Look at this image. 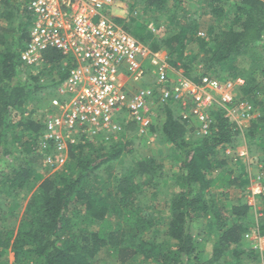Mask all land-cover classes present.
Segmentation results:
<instances>
[{
  "label": "trees",
  "instance_id": "1",
  "mask_svg": "<svg viewBox=\"0 0 264 264\" xmlns=\"http://www.w3.org/2000/svg\"><path fill=\"white\" fill-rule=\"evenodd\" d=\"M27 1L21 0L13 10L10 0H0V165L10 153L9 138L20 140L19 132L28 137L21 145L28 159H42L36 153V140L44 127L32 118L33 112L25 110L26 103L44 87L45 72H56L58 79L46 83L57 87L72 67L55 50L44 54L39 67L21 63L20 52L29 40ZM119 1L128 4L131 17L114 21L153 52L166 54L169 66L187 79L198 83L204 76L219 82L244 77L236 88V101L251 105L252 116L238 123L213 107L210 134L201 136L194 120L179 116L192 107L190 100L186 105L174 98L164 101L159 108L165 118L160 135L181 163L168 184V200L161 210L148 211L143 202L145 186L155 187L154 178L163 177L159 166L146 158L128 171L118 166L111 174L113 162L125 153L115 141L98 139L70 146L64 166L35 190L32 181L39 177L28 162H18L8 173L0 171V196L27 198L17 228L4 229L0 215V257L8 252L12 256L11 262L5 258L0 264H108L109 258L111 264H244L242 256L264 264V210L255 223L246 200L251 195L250 177L245 171L233 177V161L226 154L241 141L247 150L264 146V98L256 95L260 90L255 82L256 75L264 80V0ZM131 2L140 7L139 15H132L136 8ZM201 16L213 19L206 33L201 32ZM7 27L14 34L11 39ZM191 44L196 48H190ZM245 57L252 66L249 72L239 66ZM159 87L169 90L172 86L165 82ZM15 114L19 120L13 122ZM151 125L148 130H154ZM107 170L111 187L102 182ZM259 179L264 189V180ZM217 189L223 201L216 200ZM230 189H241V196L227 200ZM263 194L256 197L264 198ZM157 217L166 221L165 229L159 230L161 236L154 227ZM251 227L256 228V243L262 251L256 246L247 252L242 246Z\"/></svg>",
  "mask_w": 264,
  "mask_h": 264
},
{
  "label": "built area",
  "instance_id": "2",
  "mask_svg": "<svg viewBox=\"0 0 264 264\" xmlns=\"http://www.w3.org/2000/svg\"><path fill=\"white\" fill-rule=\"evenodd\" d=\"M117 1H27L29 40L20 52L21 63L39 67L44 54L55 50L72 65L58 88L60 98H52L49 112L38 118L44 132L36 140V153L46 166H64L70 146L98 139L115 141L121 132L117 119L122 113L139 131L149 128L151 89L135 87L148 73L146 61L155 66L153 88L158 101L192 102L189 111L183 110L179 116L187 122L194 120L197 134H210L213 107L233 120L252 116L251 105L236 101L234 89L243 84L241 78L219 82L204 76L198 83L187 79L182 71L169 66L164 54L151 51L114 21L110 8ZM169 73L174 75L172 82ZM165 82L171 83V89L159 87ZM263 192L262 186H251L252 197Z\"/></svg>",
  "mask_w": 264,
  "mask_h": 264
},
{
  "label": "rangeland",
  "instance_id": "3",
  "mask_svg": "<svg viewBox=\"0 0 264 264\" xmlns=\"http://www.w3.org/2000/svg\"><path fill=\"white\" fill-rule=\"evenodd\" d=\"M21 3V0H10L11 6H13V10L18 6V4ZM131 5H133L136 9L133 11L132 15L137 16L141 13L140 7L138 5H134L133 2H131ZM139 7V9H138ZM128 4L124 1H117L115 7L110 8V15L113 18H130L131 15H128L127 12ZM20 10V9H19ZM202 11V9H201ZM128 18V19H129ZM199 22L201 23V32L206 33L207 27L209 24L212 23L213 19H210L209 16H201L199 17ZM27 21V19H24ZM164 21V20H163ZM227 21V20H226ZM16 20L12 23V25L16 24ZM3 25V24H2ZM27 25V23L25 24ZM9 28V27H7ZM28 29V28H27ZM9 31L11 32V28H9ZM9 32V37L14 35L12 32ZM193 47L190 48H196L195 44H191ZM160 53L164 54L163 52L159 51ZM189 52V51H188ZM166 56V54H164ZM250 55L248 54L247 57ZM246 57L242 58L239 62L240 68H243V70L246 69L247 72L252 70V66L250 65V62L246 61ZM248 62V63H247ZM43 63V60H41L40 64ZM148 73L144 79L137 84L136 88H144V89H151V98L148 103V114L150 115V119L152 122L151 127H154V130H148L146 129L144 132L139 131V128L135 123L130 119L126 118V115L123 113L118 117L117 121H119V125L121 127V132L118 134L117 139L115 140V143L118 145L124 146L125 153H122L120 158H122V163H120V158L113 162V168L111 170V174L116 173V169L118 166H121V169H124L125 171H128L132 169L135 165V163L142 161L146 158H152L154 159L156 165L159 166V176H163L161 179L154 178L156 181L155 187H147L145 186L146 193L143 196V202L146 204V210L153 211L154 210H161V207L163 206L164 202L167 201V193L169 192L168 184L173 179L174 174L177 172L179 166H180V158L173 150L170 144H167L163 138L160 135L161 126L164 122V115L162 116L161 113H159L160 106H164V103H161L157 99V93L156 90H154L153 86L155 84V75L153 70L155 69L154 64H151L150 61L145 62ZM49 66H45V71L48 70ZM198 68H201V66H198ZM246 74V73H244ZM226 75V73L221 74V78H223ZM223 76V77H222ZM244 76V75H243ZM242 77V76H241ZM58 79L57 74L55 71L52 72H45V75L42 76V85L44 87H41V89L38 91L36 96L32 99H29L26 103V111L27 112H33L32 118L35 121H38V118H41L39 115L44 116V114L48 113L51 109L50 101L52 98H60L59 94L57 93L58 88L60 84L57 87H53L50 83L47 84V82H50L53 79ZM169 82H172L174 79V75L172 73H169ZM256 84L257 88L260 90L259 93L256 95L261 99L262 96L264 98V80L260 78L259 75H256ZM244 80V77L241 78ZM50 80V81H48ZM46 83V84H45ZM234 92H236V88L234 89ZM237 95L240 97L242 95L240 93V89L237 90ZM250 96V92L248 93ZM252 96V95H251ZM159 105H158V103ZM252 107V106H251ZM254 111L258 107L256 105H253ZM24 109L23 113L25 114ZM46 113H43V112ZM34 116V117H33ZM227 118L226 116H224ZM248 119V118H246ZM19 120V117L17 114H15L14 117H12V121ZM236 121L238 123L243 122L242 118H236ZM159 128V129H158ZM22 136V138H20ZM23 134L21 132L18 133V137L20 140L16 141L15 137L11 136L9 138V151L10 153L3 157V162L0 165V171L8 173L11 169V167L16 166L18 162L25 161L28 162V165L30 167H33L37 173V176L39 177L38 180H33V190L37 188L39 183L44 180L47 177H52L53 174L58 170L56 166L49 167L43 164L42 159L39 157L34 156L32 159H28L26 153H23L21 145L24 140H27L28 137L25 136L23 138ZM114 141V140H113ZM244 141H241L238 143L237 147L230 151L229 149L226 150V154H228V160H232L231 170L234 176H238L245 173L248 177H250V183L251 186L260 185L259 183L261 180L260 178H263L264 180V155L262 153V148L264 147L263 144L258 145L257 148H252L251 150H247L245 147L246 144L243 143ZM244 146V147H243ZM243 147V148H242ZM243 153V154H242ZM123 156V157H122ZM263 159V160H262ZM123 167V168H122ZM60 169V168H59ZM109 170L104 171V174L102 175L104 180L102 182H105L106 185L111 184V179L108 178L111 176L109 173ZM108 175V176H107ZM100 190V188H99ZM241 189H230L226 191L227 193V200H235L241 196L240 194ZM214 192L220 193L221 189L214 190ZM154 195V196H153ZM264 195V194H263ZM222 194H217L216 200L217 201H223ZM247 204L250 206V215L253 217L254 222H258L261 218L262 211L264 210V198L260 197H252L249 195L247 198ZM27 198L18 197L16 199H11V197L7 196L5 193L0 196V215L3 216V219L5 222L2 224V227L9 228L10 226L17 228L19 221L24 213V209L26 207ZM156 224L155 228L158 230L157 236H161V233L159 234V230H164L166 227V221L161 222L159 220V217L155 218ZM158 219V220H157ZM207 224L209 225V222L206 220L203 221V225L207 227ZM251 226H253L251 224ZM256 229V228H255ZM250 228V232H248L245 236V241L242 243V246L244 250H247V252L251 248H257L259 247V251H262V247L260 243H256V230ZM263 253V252H262ZM264 256V254H263ZM106 258V256H104ZM8 259L9 262L12 261V256L8 252L6 255H2L0 257V261L3 259ZM104 259V258H103ZM242 260L244 261V264H254V262L250 261V259H246L244 256H242ZM113 259L109 258L107 259V263L111 264ZM263 264V263H259Z\"/></svg>",
  "mask_w": 264,
  "mask_h": 264
},
{
  "label": "crops",
  "instance_id": "4",
  "mask_svg": "<svg viewBox=\"0 0 264 264\" xmlns=\"http://www.w3.org/2000/svg\"><path fill=\"white\" fill-rule=\"evenodd\" d=\"M148 47V46H147ZM149 48V47H148ZM150 49V48H149ZM151 50V49H150ZM152 51V50H151Z\"/></svg>",
  "mask_w": 264,
  "mask_h": 264
}]
</instances>
